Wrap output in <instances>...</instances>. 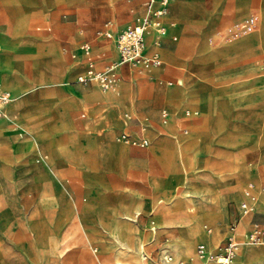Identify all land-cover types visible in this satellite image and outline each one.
I'll use <instances>...</instances> for the list:
<instances>
[{
    "label": "rangeland",
    "instance_id": "1",
    "mask_svg": "<svg viewBox=\"0 0 264 264\" xmlns=\"http://www.w3.org/2000/svg\"><path fill=\"white\" fill-rule=\"evenodd\" d=\"M142 1L0 0V81L15 94L0 125L12 129L13 121L8 122L6 112L23 101L19 112L12 115L23 127V136L8 128L0 139V264H57L55 254L68 248L87 252L92 258L87 264H100L110 254L107 243L112 225H134L147 241V229L154 220L150 207L153 213L158 208L168 215L169 205L189 199H175L183 188L190 194L195 187L203 190L199 198L215 217L202 232H213V241L209 244L197 237V260L183 257L173 264H205L197 245L205 243L211 253L221 252L235 222L236 235L243 242L244 233L255 225H264V215L255 214L258 206L264 209V173L257 174L261 173L259 167L264 172V0H216L214 11V0H174L165 19L171 17L175 22L170 25L177 29L178 38H169L171 30L165 33L160 44L163 58L158 55L160 64L154 65L150 60V69L138 63L122 64L115 70L114 89L106 90L94 81H77L83 72L70 75L68 87L84 88L89 91L84 92L85 97L102 96L104 101L111 93L123 96L125 101L109 104L123 122L131 119L125 124L117 123L109 129L105 113H98L86 100L85 109L74 111L81 101L79 97L54 100L43 92L38 97L40 101L26 91L25 78L17 70L20 64L25 76H41L30 93L47 86L58 89L61 84L59 78L50 75L43 80L47 73L46 54L37 62L32 59L37 54L36 40L58 41L67 64L76 59V51L85 41L92 46L97 68L119 61L114 42L97 38V33L104 28L116 32L138 24L146 15ZM236 1L246 14L239 13ZM250 15L255 17V26L232 34L235 25ZM224 34L229 37L223 38ZM155 39L151 36L149 43ZM154 54L149 55L150 59ZM81 55L88 65L86 55ZM131 68L138 72V79L126 93L127 85L133 83ZM238 83L245 85L237 87ZM256 86L258 91L245 94ZM259 97L263 100L258 104L240 106L244 99ZM149 103L153 114L143 116L141 110ZM108 108L109 105L104 109ZM72 111V122L86 130L80 135L56 119L57 115L66 116ZM40 113L44 116L37 118ZM171 116H175L176 125L169 121ZM152 119L163 123L167 133L173 130L172 125L176 126L175 136L184 137L181 151L175 149L174 136L171 142L161 145L162 153L154 152L162 139L157 136ZM141 121L149 126L143 128ZM143 138L148 141L147 146L138 144ZM171 158L180 166L173 160L169 165ZM204 195L209 199L204 200ZM240 200L252 212L243 215L238 224ZM223 207L228 208L227 219L216 226L214 221L222 217ZM188 220L191 217L185 216L184 225ZM244 222L247 225L242 228ZM175 225L179 223L168 229L161 225L165 228L145 246L152 255L146 264L159 261L157 252L177 232ZM103 240L106 246L101 244ZM262 245L264 240L242 243L237 263L264 258V254L261 258L245 256L248 249Z\"/></svg>",
    "mask_w": 264,
    "mask_h": 264
},
{
    "label": "bare ground",
    "instance_id": "2",
    "mask_svg": "<svg viewBox=\"0 0 264 264\" xmlns=\"http://www.w3.org/2000/svg\"><path fill=\"white\" fill-rule=\"evenodd\" d=\"M174 11L176 12L175 7H174ZM168 12L165 15L160 17V20L163 23V25L165 26L166 31H167V27L164 24L163 18L166 17ZM172 17H173V14H172ZM169 20H170L171 24H175V22L172 21L171 17L169 18ZM147 42H148V44H147L146 51H145L147 57H150L149 55H152L153 53H155V54L160 53L159 52L160 46L159 47L157 46L159 44L156 42V39L151 44L149 43V40ZM110 50L112 52H114V49L110 48ZM85 57H84V59H85ZM137 63L139 64V66H145V67H148L149 69L153 68L150 66V64L147 61L134 62L131 65H136ZM131 67H133V66H131ZM131 72L133 74V83L131 84V87H133L132 85L134 84L135 79H138L137 78L138 72L134 68H131ZM93 81L95 83L97 82L96 80H93ZM139 82H141L140 79H139ZM114 85L115 84H112L110 87H108L106 89H114L113 88ZM123 101H125L124 97L120 96L118 94H115V93H111L110 95L104 97V102H107L108 104L113 103V102L114 103H120ZM7 104H6L5 109H4V115H5V110H6ZM22 105H23V101L20 100V101L16 102V104H14L11 108H8V110L6 112L8 122L14 121L12 119V115L16 112L18 113L20 108L22 107ZM124 105H125L124 109L127 110L126 104H124ZM118 110L120 111L121 108L119 107ZM126 114H127V116L130 115V113H128V112H126ZM3 118H4V116L2 117V119ZM165 120H167V118ZM141 126L143 128H145L146 126H149V125H146L144 123V121H143V123L141 121ZM7 130H8V127L0 125V139L4 136V134L7 132ZM107 137L110 138V135L109 136L107 135ZM175 139H176L174 141V142H176V148L175 149L178 151H181V149H183L182 148V141L184 140V137H183V135H177V136H175ZM154 152L157 154L162 153L163 149H160V151H158L156 149V150H154ZM202 191L203 190H200L199 188H196V187L190 191L191 194L186 192L185 188L178 191V195L175 196V199L189 198V200L191 202L190 204H186L189 208H186V213H184L185 216L191 217V221L188 220V223H186V225H184L185 229L178 239H169V241H167V243L162 247V250L159 253V256H160L159 261L155 262L154 264H173V261L175 259H179V258H183V257H191L192 259L197 260L198 255H197L196 249H195L196 238L201 236V238L203 240H205L206 242H208L209 244H210V242L213 241V236L209 235V233L204 234L202 232V229L204 227H206V228L209 227L208 223L212 222L214 220V217H215L214 213L208 208L206 203H204L202 200H200L199 197H200ZM203 199L208 200L209 197L204 195ZM182 200L185 201L187 199H182ZM251 211H252V209L250 207L246 211L242 210L241 216L246 215ZM226 214H227V209H226V207H223L222 214H221L222 217L219 218L217 221H214V222H216L214 224L218 225L222 220H224L226 218ZM124 216H126V215H124ZM241 219H243V218H241ZM246 225H247V222H244V224L242 225V228H245ZM255 226L253 227V229L255 228ZM164 228L165 227L161 226L160 224L154 225V231L155 232L150 233L148 235V237L150 236L152 238L151 242H153L156 239V236L159 233V231H161ZM125 232H126V235L124 234ZM108 233H109V238H108L109 242L107 243V248L109 249L110 254L108 256H105L104 258H102L103 260L100 262V264H146L148 261L146 262L145 260L149 259V258L151 259V257L149 255L144 254V253H143V255L141 254V251L145 248L144 244L146 243V239L143 237H139V235L136 233L134 225L129 224L127 226H120V227L112 225V227L108 230ZM263 240H264V238L259 240V241L250 242V243H258V242H262ZM167 249L171 250L172 255L167 251ZM209 251H211V250H209ZM86 253L87 252L84 253V251L72 250V249L68 248L67 250L66 249L62 250L60 253L57 252L55 254L54 260L57 262V264H83V263L87 264L90 262V259H92V258H90V255L88 253H87L88 254L87 255ZM89 253H90V250H89ZM263 254H264V245L252 247L251 249H248L247 251H245V256L251 257V258H255V257L261 258L263 256ZM76 255H78V257ZM161 255H162V257H161ZM237 255H236V257H237ZM81 256H83V258L85 259L84 261H81ZM200 257L205 259V261H206V256L200 255ZM236 257H235V262H236ZM98 258H100V257H98ZM180 262L183 263L184 261H180ZM236 264H238V263L236 262Z\"/></svg>",
    "mask_w": 264,
    "mask_h": 264
},
{
    "label": "crops",
    "instance_id": "3",
    "mask_svg": "<svg viewBox=\"0 0 264 264\" xmlns=\"http://www.w3.org/2000/svg\"><path fill=\"white\" fill-rule=\"evenodd\" d=\"M144 1L145 0H143L142 1V7H144ZM253 2H254V0H252ZM174 2V1H173ZM172 2V3H173ZM172 3H171V5H172ZM202 3V2H201ZM253 4V3H252ZM171 5H170V8H169V11H170V9H171ZM236 5H237V8H238V11H239V13L240 14H242V15H244V14H246V12H245V10L241 7V6H239L238 4H237V1H236ZM215 6H216V0H214V8L213 9H211L212 11H214L215 10ZM202 8V7H201ZM201 10H203V9H201ZM169 13V12H168ZM252 15H250V17H251ZM248 18V17H247ZM163 21H164V24L166 25V27H167V31L166 32H168L169 30H171L170 31V36H169V38L171 39V40H177V38H178V31H177V29L176 28H173L172 29V27H171V25H170V20H168V19H165V17L163 18ZM138 23V22H137ZM205 23V25L207 26V25H209L207 22H204ZM117 32V31H116ZM3 33L4 34H6L7 32L6 31H3ZM14 35L16 36V31L14 32ZM7 36V35H6ZM151 36H154V38H156L155 37V35L154 34H151V35H149L148 37H147V41H148V38H150ZM97 38H103V37H98V33H97ZM164 38H165V34L162 36V39H161V42L164 40ZM104 39V38H103ZM105 39H107V38H105ZM108 40H110V39H108ZM112 41V40H111ZM35 44H36V52H37V54L36 55H34L33 54V56H32V59H34V61L35 62H37V61H39V59L43 56V54H46V56H45V59H46V64H47V73H46V75L44 76V78H43V80L45 81V79H46V77H47V75H50V76H54V77H57V78H59L60 79V87H58V89H55V88H52V87H48L47 85H48V83H47V87L45 88V89H43L42 91H40V92H38V93H30V90H31V88L35 85V84H37L38 82H39V78H41V76L40 75H38V74H36V76H34V77H32V78H30V77H28V76H25L23 73H22V65L20 64L18 67H17V70H20V72H21V74H22V76L25 78V84L27 85V92L30 94V96H32L33 98H37V100H40V99H38V97H39V95L41 94V93H43L44 92V94L48 97V98H51V99H54V100H58V99H61V98H63V97H72L73 99L74 98H76V97H79L80 99H81V101L80 102H78L77 103V105H76V109L74 110V111H76V110H78V108H84V100H86V102L88 103V105L90 106V107H94V108H97V110H98V113H102V115H103V113H105V115H103V117L105 116L106 117V119L105 120H107V119H109V129L111 128L110 126H114V125H116L117 123H123V124H125L128 120H131V119H128L127 121H124L123 122V120L121 119V117L119 116V114H118V112L116 111V109H114L110 104H108L107 102H104V101H102V96L101 97H99V96H97V97H93V96H88V97H85V96H83L84 95V92H89V91H86V90H84V88H78V89H75V88H70V87H68V85L66 84V82H68L69 80V77H70V75L72 74V73H74V72H78V71H80V72H84L85 71V69L86 68H88L89 66L88 65H85V63H83V58H82V55L81 54H83L82 52H81V50H80V48L79 49H77V51H76V59L74 60V61H72L70 64H67V63H65L64 62V59H63V57H62V54H61V50H60V45H59V42L58 41H56V40H54V39H52V38H48V39H45V40H43V39H38V40H36V42H35ZM115 44V43H114ZM147 44H148V42H147ZM159 48H160V53H158V54H160L161 56H162V47H161V45H157ZM197 46H198V48L200 47L199 46V44L197 43ZM259 47V46H258ZM0 48H1V46H0ZM164 51V50H163ZM3 56H4V58H5V56H6V54H3ZM162 58H163V56H162ZM117 60V59H116ZM24 62V61H23ZM14 68V67H13ZM50 68H55V71H50L51 69ZM34 69H36V67H34ZM253 69V68H252ZM15 70V72H16V69H14ZM257 71V70H256ZM258 76V75H257ZM258 78V77H257ZM257 78H255V79H257ZM259 78H261V79H263L262 78V75H259ZM77 81H78V79H77ZM252 81V80H251ZM250 83V82H249ZM249 83H247V84H249ZM252 84V83H251ZM0 85H1V87L3 88V89H5V90H8V89H6V88H4L3 87V85H2V83H1V81H0ZM243 85H245V84H239L238 83V85H237V87H241V86H243ZM252 86H254V85H252ZM133 88H134V84H133ZM131 89H132V87L131 86H128L127 85V87H126V93H129L130 91H131ZM189 89L191 90V91H193V88H190L189 87ZM92 90V89H91ZM90 90V91H91ZM259 90V88L256 86V88H254V90L253 91H251V92H248V93H245L246 95H248V94H251V93H253V92H255V91H258ZM8 91H10L12 94H13V96L15 97V94L13 93V91H11V90H8ZM246 95H244V94H242V95H240V94H238V96L239 97H245ZM58 97V98H57ZM134 98H136V99H138V100H142V98H137L135 95H134ZM262 100H263V98L262 97H259V98H254V99H244L243 101H241V103H240V106H242L243 108H247V107H249V106H251V105H253V104H258V103H260V102H262ZM41 101V100H40ZM107 105H109V108L108 109H104L105 108V106H107ZM85 109V108H84ZM154 109H153V107H152V104L151 103H149L146 107H145V109H143V110H141V114L143 115V116H148L149 114H153V111ZM74 111H72L71 113H69V115H66V116H61V115H57V117H56V119H58V120H60L63 124H64V126H66V127H69L70 129H71V131H74V132H76L77 134L78 133H80V134H82V133H84L86 130L84 129V128H82V127H76V124L77 123H74V122H72V115H73V113H74ZM41 114V115H40ZM39 114V116L37 117V118H40V116H44L42 113H40ZM50 114V113H49ZM25 117H28V115L27 116H25ZM36 118V119H37ZM169 121H172L173 122V124H175V122H176V119H175V116H171L170 117V120ZM171 122V123H172ZM80 123V122H79ZM12 124H13V127H12V131H16L18 134H19V136H23V127L17 122V121H13L12 122ZM152 124H153V128H154V130L156 131V133H157V136H159V137H161V139H162V141H161V144L160 145H158V147H157V150L158 151H160V149H164L163 147H161V145H166V144H168L169 142H171V140H173L174 139V136L176 135V133H177V130L175 129L176 128V124L175 125H172L173 126V130H171L169 133H167L166 132V130L164 129V127H163V123H161L160 124V121H158V122H155V120H153L152 119ZM105 126V125H104ZM9 128V127H8ZM121 128H119V129H117V130H120ZM175 129V130H174ZM10 130V128H9V131H11ZM8 131V132H9ZM109 131V130H108ZM76 134V135H77ZM80 134H78V135H80ZM109 134V133H108ZM107 134V135H108ZM111 134V133H110ZM111 136H112V134H111ZM9 137H11L10 135L8 136V138ZM107 137V136H106ZM195 140V139H194ZM196 141V140H195ZM198 142V141H197ZM165 147H167V146H165ZM43 148V151H45L46 149H45V147H42ZM151 150V149H150ZM45 153V152H44ZM156 158H158L155 154H154V152L152 151L151 152ZM263 156V155H262ZM262 158V157H261ZM260 158V159H261ZM160 158H158V160H159ZM161 160V159H160ZM160 160H159V162H160ZM174 161V163L175 164H177V165H179V162L176 160V159H174V158H171L170 159V162H169V165H170V163H171V161ZM262 160V159H261ZM161 163V162H160ZM163 166V165H162ZM180 166V165H179ZM130 168L132 167V166H129ZM261 168V173H257V174H259V175H263V170H262V167H259V168H257V169H260ZM180 171H181V169H180ZM257 174H255V175H257ZM257 192V191H256ZM258 193V192H257ZM260 196L261 197H263L261 194H260ZM231 198H236V200H239L236 196H233V197H231ZM188 201V202H187ZM229 201V200H228ZM240 202L242 203V202H244V201H242V200H240ZM191 202H190V200L188 199V200H182V201H180L179 203H177V204H174V205H169V209L171 210L170 211V213L168 214V215H165L162 211H160V209H156L157 210V212L156 213H153L152 211H151V207H150V215H153L152 217H153V219L154 220H152L151 221V226H150V228H148L147 230L149 231V234L150 233H154L155 231H154V225H156V224H160V225H165L166 226V228L168 229L169 227H172L171 225H173V224H176V223H179V225H175L176 227H177V232L176 233H174V234H172V236L169 238V239H178L180 236H181V233H182V231H181V229L184 227V221H185V214L184 213H186V208H189L186 204H190ZM227 204H228V202H227ZM151 206V205H150ZM161 206V205H160ZM164 208V207H163ZM228 209V208H227ZM258 213H255V214H260V215H264V209H263V207L260 205V206H258ZM239 212H240V208H238V215H239ZM241 212H242V210H241ZM252 212V211H251ZM253 216H254V214H253ZM241 218H242V216H241ZM240 218V219H241ZM227 219V216H226V218L224 219V220H226ZM252 219H253V217H252ZM224 220H222V221H224ZM221 221V222H222ZM253 221V220H252ZM220 222V223H221ZM240 222V221H239ZM220 223L218 224V225H220ZM218 225H216V226H218ZM261 225H263V224H261ZM264 226V225H263ZM211 229H213L212 227H210ZM166 229V230H167ZM135 230H136V233L139 235V233H138V228L137 227H135ZM250 230H252V229H250ZM165 231V230H164ZM217 231H218V233L220 234L221 233V226L219 227V229H217ZM211 235H213V232L212 233H210ZM244 234H246V233H244ZM140 237V236H139ZM99 239H100V237H99ZM168 239V240H169ZM243 240H244V238H243ZM151 241H152V238L149 236V237H147V241H146V243L144 244V246H146L148 243H151ZM244 242H245V240H244ZM247 242V241H246ZM101 244L102 245H104V246H106L105 245V241L103 240L102 242H101ZM200 244V243H199ZM164 246V244L161 246V248ZM198 246V245H197ZM167 251L172 255V252H171V250L170 249H167ZM166 251V252H167ZM161 252V250L159 251V252H157V254H158V257L157 258H159L160 256H159V253ZM143 253L144 254H147V255H149L150 257H151V259H152V255L151 254H148L146 251H145V248L141 251V254L143 255ZM163 255V254H162ZM162 255H161V257H162ZM154 257V256H153ZM154 258H156V257H154ZM264 260V258H262V259H258V260H256V261H253V262H244V264H252V263H255V262H258L259 264H261V262ZM147 261H148V259H147ZM236 262H237V260H236ZM149 264V263H148Z\"/></svg>",
    "mask_w": 264,
    "mask_h": 264
},
{
    "label": "built area",
    "instance_id": "4",
    "mask_svg": "<svg viewBox=\"0 0 264 264\" xmlns=\"http://www.w3.org/2000/svg\"><path fill=\"white\" fill-rule=\"evenodd\" d=\"M174 0H145L144 9L145 16L138 24L129 26L126 29H122L117 32L111 31L109 28H104L98 32V37H103L112 40L119 51V61H113L109 64L96 67L95 61L96 57L93 55L92 46L89 41H85L80 50L83 54H86L88 60L89 68L78 77V81L82 83L93 82L96 80L100 89H106L114 84L115 70L122 64H131L137 61H150L154 65L161 63V59L158 54H154L153 57H147L146 47H147V37L154 34L156 37V42L160 45L162 36L166 33V28L160 20V17L165 15L170 8L171 3ZM255 26V17L251 16L239 22L235 25V29L231 32L232 34L241 33L243 31H249ZM229 34H224L223 38H227ZM13 94L3 89L0 86V120L4 116V109L6 104L13 99ZM127 134L124 133L123 137L127 138ZM141 146H147L148 141L143 138L142 141L138 142ZM248 205L245 202L241 203V208L239 212L238 224L241 218V210L246 211ZM237 224L236 222L232 226V231L227 237L226 241L222 246V251L215 254L211 253L205 243H200L197 246V252L201 256H206L205 264H236L235 257L240 250L242 240H240L236 235ZM264 238V226L260 225L254 229L248 231L244 235V240L247 242H256ZM151 261L149 258L148 261ZM185 264V263H180Z\"/></svg>",
    "mask_w": 264,
    "mask_h": 264
}]
</instances>
